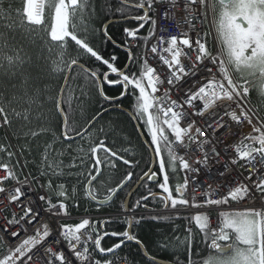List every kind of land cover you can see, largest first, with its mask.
<instances>
[{"label":"snow or ice","instance_id":"1","mask_svg":"<svg viewBox=\"0 0 264 264\" xmlns=\"http://www.w3.org/2000/svg\"><path fill=\"white\" fill-rule=\"evenodd\" d=\"M117 3L114 11L135 23L123 28V41L117 43L102 20V26L91 31L102 33L106 41L126 51L123 68L117 66V55L105 58L88 38L89 22L101 19V13L111 14L112 0H100L99 5L97 0H0V130L4 131L0 202L6 199V207L16 204L19 208V214L12 213L0 223V232L9 237L0 264H115L114 259L103 257L115 256L126 241L143 246L131 231L133 224L171 219L151 214L154 210L146 203L150 198L174 210L177 219L182 208L197 210L184 218L202 234L207 256L193 259L192 227L186 229L184 240L176 237L175 242L161 245L174 251L185 245L187 264H264V107L252 105L248 99L250 89L256 87L264 100V0ZM209 16L211 32L202 30L193 38L191 30L196 24L208 23ZM170 27H176L177 34H159L168 33ZM145 29L146 35H141ZM210 34L211 49L207 44ZM140 42L146 52L134 56L133 47ZM84 58H94L105 70L86 67L81 62ZM137 61L136 70L129 71ZM75 70L96 87L104 102L112 103L129 93L134 97L131 119L150 138L145 143L159 164V172L149 168L138 179L140 183L155 182L160 192L149 190L134 204L122 206L124 213H132L122 232L105 230L110 219L90 217L58 223L55 235L48 222L36 226L41 210L58 222L72 215L65 183L54 187L52 177H75L77 183H83L86 197L102 206L133 181L134 169L140 164L132 148L122 150L129 154L125 158L104 139L90 141L87 149H73L72 142L77 137L83 140L88 131L87 127L78 130L70 119L74 101L81 111L84 107V91L77 97L69 87ZM112 75L117 78L110 79ZM105 84L119 85L122 90L118 96L108 95ZM54 117L60 120L59 133ZM87 123L90 126L92 121ZM228 137L231 144L224 143ZM221 144L223 149L217 151ZM189 148L198 149L202 158L190 163L185 159ZM34 151L39 156L38 176L23 171ZM221 160L216 186L202 185L201 168L207 171V181L213 164ZM118 162L129 170L99 199L95 182L104 167L115 169ZM169 169L183 173L175 188L170 184ZM40 177H48L47 183H41ZM190 182L197 185L194 191L200 192L199 201L195 195L186 196ZM34 184L47 190L38 196L42 208H34L37 201L28 198V192L35 191ZM48 191L55 193V201ZM140 208L149 215L135 216ZM213 212L217 213L216 226H210ZM108 236L119 237V242L104 247L102 241ZM3 243L0 238V245ZM147 259L149 264H159L155 256ZM174 264H182L178 255Z\"/></svg>","mask_w":264,"mask_h":264},{"label":"trees","instance_id":"2","mask_svg":"<svg viewBox=\"0 0 264 264\" xmlns=\"http://www.w3.org/2000/svg\"><path fill=\"white\" fill-rule=\"evenodd\" d=\"M100 0H97V4L99 5ZM18 6V3H17ZM119 6L117 0H112L113 12L108 16H104L102 13L101 19H93L90 21V29L88 33V38L92 46H94L101 55L108 58L110 55L115 54L118 56L117 66L123 68L125 63L127 62V54L122 51L121 48H117L112 44V42L106 41L100 32L93 33L91 28L99 29L102 26L101 20L103 23H107L110 20H124L119 13L114 11L115 7ZM133 14H135L133 12ZM135 23L125 22V23H117L109 25V33L112 35L113 39L120 43L124 39L123 28L125 27H134ZM147 29L141 31V35H146ZM74 43V42H72ZM143 42H140L139 47H133L134 56H140L143 53ZM71 51V47L69 48ZM85 64L86 67H92L94 69H98L103 71L105 69L98 66L97 62L93 59L84 58L81 61ZM139 61L136 64L132 65L129 71H135L138 67ZM79 70H75L72 72V79L69 81V87L73 91L74 96L79 97L81 94V90L84 91L85 95L83 97V110L79 109L76 106V102L74 101V112L71 114V123L78 130L87 127L88 131L85 134L83 140L80 138L75 139L73 143V149H76L77 146L83 147L87 149L89 146V142H98V139H104L107 146L112 149L120 152L122 155H125V158H129V154L124 153L122 150L125 148H132L135 153V158L140 161L139 167L134 169L135 175L133 181L129 183V185L120 192L113 202L108 206L99 207L96 206L91 201H88L84 197V185L83 183H77L76 178H67V179H57L56 177H52L53 185L55 187L58 183H65L66 188L69 192V201L70 205H73L71 208L72 215H80L86 212H99V213H121L124 199L128 193V191L134 186L137 182L139 176L143 171H147L150 167V156L148 151L145 149L144 145L141 143L136 129L131 122L130 118L123 112L119 110H111L103 115L99 116V118L92 123L89 127L88 121H93V117H97L102 111L111 107H120L126 111H129L133 115L132 105L134 104V97L129 93L123 99L118 100L117 102L110 104L108 102H104L97 94L96 87L91 84L89 81H86L83 74H78ZM110 79H116V77H110ZM62 83V81H61ZM104 90L108 95L118 96L120 91L122 90L120 86H109L104 85ZM251 98V94H250ZM252 105L264 107V101L261 99H250ZM51 107V105H49ZM103 113V112H102ZM101 113V114H102ZM55 121V129L57 133H59V117H54ZM100 129H103L101 132ZM141 130V129H140ZM145 139L149 138L146 135V132L141 130ZM4 138V131L0 130V141ZM43 139V138H42ZM11 143L14 145L17 143L15 140H12ZM22 143V142H21ZM2 156V154H0ZM67 159V158H65ZM38 164H39V156L33 152V155L29 157V162L27 167L24 169L26 173H31L33 175L38 176ZM129 169L127 166L117 163V167L115 169L104 167L103 175L99 178L97 182H95V187L98 191V198L103 199L105 194V190L109 186H115L126 174ZM158 172V169H157ZM169 178L170 184L175 188L177 183L182 182L181 173H172L169 169ZM42 183H47L48 177H40ZM75 186V193L72 192V188ZM151 186L147 182L142 183L139 188L132 195L129 204H134L135 201L140 198L142 195H147L148 191L151 190L153 192H157V187ZM49 195L55 197V193L48 191ZM47 193V194H48ZM149 205V208L160 209L163 208V204L161 201L149 199L146 202ZM75 204H78L79 207H74ZM144 210L143 208H140ZM138 209V210H140ZM141 210V211H142ZM145 216V215H144ZM171 217L169 220H161L159 222L153 221L151 219H145L141 221L138 225L133 224L132 233L137 236L138 239L142 241V245L144 246L147 254L149 256H155L158 260L163 262H168L174 264L175 258L178 255L182 264H187V252L184 250L185 245H181L178 251H174L172 248H164L161 245L175 242V238L179 237L180 240H184L186 237V224L188 221L184 218L187 215H180V218L177 219L176 215H168ZM110 223L105 226V230L112 232H122L126 230L127 223H125L124 219L121 220L119 218L111 217ZM104 220V219H102ZM119 238V237H118ZM117 237L108 236L105 237L102 241V245L104 247L111 246L114 243L119 242ZM202 234L199 233V230L193 229V259L199 260L201 257L207 256L209 249H207L206 245L201 242ZM5 246L0 245V254L4 252ZM196 253H200V256H196ZM115 255L124 256L129 264H149V261L144 259L138 247L131 243H126L122 245L121 249L117 251ZM108 257V256H107ZM98 258V257H97ZM101 258V257H99Z\"/></svg>","mask_w":264,"mask_h":264},{"label":"built area","instance_id":"3","mask_svg":"<svg viewBox=\"0 0 264 264\" xmlns=\"http://www.w3.org/2000/svg\"><path fill=\"white\" fill-rule=\"evenodd\" d=\"M210 21H211V16H209V22L208 23H206L204 25L196 24L195 28L191 30L193 38H195L197 32H202V30L211 32ZM177 32H178V29L176 27H170L168 33H159V34L168 35L169 33L170 34H177ZM207 44H208V47L210 49L214 48L213 37H212L211 34L207 37ZM145 52H146V49H144V53ZM192 58L195 59V53L192 54ZM148 59L150 60L151 63H153L154 66L156 65V61L152 58L151 55L148 56ZM159 94L160 93H158V95ZM173 99H175V96H173ZM221 131L224 132L226 130L222 129ZM231 131H233V132L236 131V126L235 125H233ZM218 136H219V134H218ZM224 143L231 144L232 143V138L228 137L227 139H225ZM205 147H206V150L211 154V149L207 145ZM223 147H224V145L221 144L217 148V151H221V149H223ZM186 151H187V155H185V159L189 160L190 163H194V161H195V159L197 157H201L202 158V154L200 153V151L198 149L196 151H193L191 148H189ZM181 154H183V152ZM223 163H224V161L221 160L220 163H214L213 164L212 176L209 177L207 179V181H205V179H204L205 176L207 175V171L205 169L201 168L200 180H201L202 185L206 184V183H210V184L213 185V187L216 186V182H217L216 173L219 170H222ZM194 166L199 167V165H194ZM3 174L4 173L2 171H0V176H2ZM182 176H183V173H182ZM196 187H197L196 184H193V183L190 182L189 191L186 193V196L190 198L192 195H195L197 200L199 201L200 199H202V197H201L199 191H194L196 189ZM25 191H27V189H25ZM40 194H43V193L34 194L33 191L28 192V198L37 201L36 204L32 205L34 208H37V207H41L42 208L43 207L42 206V202L38 201V196ZM24 203H28V200L25 199ZM6 205H7V200L6 199H4L2 202H0V223H2L4 221L6 216H10L12 213H18L19 214V208H18V206L16 204H12V205L7 206V207H6ZM196 211H197L196 209L188 207L186 209H182L181 213H187V214H192L193 215V214L196 213ZM216 216H217L216 212H213L211 214L212 218H211V221H210V226H216V224H217ZM81 218H89V217H76L75 215H71L70 219H67L66 221H59L58 222L54 218L50 219L49 215L46 212L41 210L40 217H38L39 223L36 226L38 227L39 224H42L44 222H48L50 227L53 229V234L55 235L56 234L55 233V229H56L58 223H63V222L76 223ZM30 231H31V229H30ZM0 237L5 242V251L3 253V254H5L6 250H7V243L9 241V237L5 236L4 233H2V232H0ZM16 242L18 243L19 241H16Z\"/></svg>","mask_w":264,"mask_h":264},{"label":"bare ground","instance_id":"4","mask_svg":"<svg viewBox=\"0 0 264 264\" xmlns=\"http://www.w3.org/2000/svg\"><path fill=\"white\" fill-rule=\"evenodd\" d=\"M111 21H113V19L112 20H110V21H108L107 23H109V22H111ZM131 21V20H130ZM129 21V22H130ZM106 23V24H107ZM114 24H117V23H114ZM110 25H112V24H110ZM109 26V25H108ZM113 44V43H112ZM117 48H119V47H117ZM122 49V48H121ZM122 51H124L125 53H126V51L124 50V49H122ZM127 54V53H126ZM144 54V49H143V53H142V55ZM110 77H116V76H114V75H112V76H110ZM117 78V77H116ZM105 85H107V84H105ZM116 86H119V85H116ZM121 87V86H120ZM124 98V97H123ZM122 98V99H123ZM121 100V99H120ZM118 101V100H117ZM117 101H114V102H112V103H110V104H113V103H115V102H117ZM111 110H119V111H121V112H123V113H125L129 118H130V120H131V122L133 123V125H134V127H135V129H136V133H137V135H138V137H139V139H140V141H141V143H142V140H141V137H140V135H139V133H138V130H137V126H136V121H135V123L133 122V120L131 119V116H132V114L129 112V111H126V110H124V109H122V108H120V107H111V108H108V109H105L104 111H106V112H108V111H111ZM104 111H102V112H104ZM101 112V113H102ZM105 112V113H106ZM131 115V116H130ZM141 131V130H140ZM141 133H142V131H141ZM143 135V134H142ZM77 138H79V137H77ZM76 138V139H77ZM145 149L147 150V148L145 147ZM149 153V152H148ZM150 156V155H149ZM150 163H151V160H150ZM122 164V163H121ZM24 171V174H28V173H26L25 172V170H23ZM40 179V178H39ZM40 181H41V179H40ZM138 181H139V179L137 180V182L134 184V186L128 191V193L135 187V185L138 183ZM41 183H42V181H41ZM142 184V183H141ZM129 185V184H128ZM127 185V186H128ZM126 186V187H127ZM125 187V188H126ZM32 188L33 189H35V191H33L34 192V194H38V193H43V194H45V191H47L46 189L45 190H41L40 188H39V185L38 184H34V185H32ZM124 188V189H125ZM139 188V187H138ZM123 189V190H124ZM122 190V191H123ZM122 191H120V192H122ZM119 192V193H120ZM48 193V192H47ZM118 193V194H119ZM128 193H127V195H128ZM48 195H49V193H48ZM127 195H126V197H127ZM84 197H85V199H87L88 201H91L92 203H94L96 206H98L94 201H92V200H90V199H88L87 197H86V194H85V192H84ZM125 197V198H126ZM53 198V200L55 201L56 200V196L55 197H52ZM114 199H115V197H114ZM113 199V200H114ZM131 199V198H130ZM151 199V198H150ZM124 201H125V199H124ZM113 202V201H112ZM112 202H110V204L112 203ZM110 204H108V205H110ZM123 204H124V202H123ZM108 205H103L104 207L105 206H108ZM103 206H99V207H103ZM142 209H140V210H138L137 209V211H136V213H135V216H140V215H145V216H148L149 215V213H146V211L145 210H142ZM165 208L163 207V208H160V209H154V211L151 213V214H158V215H162V214H164V212H165ZM168 212V211H167ZM167 214H169V213H167ZM166 214V215H167ZM171 214V213H170ZM181 214H183V213H181ZM76 217H90L91 219H93V220H102V219H108V218H113V217H115V218H119V219H121V220H125L124 222L125 223H127V218H130L131 216H132V213H124V211L122 210L121 211V213H111V212H108V213H99V212H96V211H93V212H86V213H83V214H80V215H75ZM188 216V215H187ZM128 226V225H127ZM186 226V228L185 229H187L188 227H190L189 225H188V223L185 225ZM126 244V243H125ZM131 244H133V243H131ZM134 245H136V244H134ZM137 246V245H136ZM138 247V246H137ZM143 248H144V246H143ZM138 249L140 250V252H141V254H142V256H143V258L144 259H146V260H148L145 256H144V254H143V252H142V250L138 247ZM144 250H145V248H144ZM145 252H146V250H145ZM3 254V253H2ZM2 254H0V255H2ZM146 254H147V252H146ZM147 256H149L148 254H147ZM108 258L109 259H114L115 260V264H129V262L127 261V259L123 256H119V255H115V256H112V255H109L108 256ZM149 261V260H148ZM160 261V260H159Z\"/></svg>","mask_w":264,"mask_h":264},{"label":"water","instance_id":"5","mask_svg":"<svg viewBox=\"0 0 264 264\" xmlns=\"http://www.w3.org/2000/svg\"><path fill=\"white\" fill-rule=\"evenodd\" d=\"M130 20H113V21H111V22H109V23H107L108 25H110V24H114V23H125V22H129ZM115 76V75H114ZM117 101V100H116ZM106 111H104L102 114L100 113L93 121H92V123H94L98 118H99V116H101V115H103L104 113H105ZM131 116V115H130ZM133 120V119H132ZM133 122L135 123V120H133ZM92 123H91V125H92ZM90 125V126H91ZM89 126V127H90ZM137 130H138V133H139V135H140V137H141V140H142V144L144 145V147H146L147 148V145H146V143H145V141H146V139H145V137H144V135H142L143 133H141V131H140V129H138L137 128ZM147 151L149 152V155H150V160H151V163H150V167L149 168H151L152 170H154L155 171V167H156V160L153 158V156H152V153H151V151L147 148ZM157 179H159V177H157ZM149 184L150 185H155L156 183L155 182H149ZM141 185V183L138 181V183L135 185V187L128 193V195H127V197L125 198V201H124V204H129V201H130V198L132 197V195L135 193V191L138 189V187ZM113 201V200H112ZM111 201V202H112ZM96 203V202H95ZM108 204H110V202L108 203ZM108 204H104V205H108ZM123 204V205H124ZM103 206V205H102ZM128 227V226H127ZM131 231H132V229H131ZM126 243H133V244H136L134 241H126ZM137 245V244H136ZM141 250H142V252H143V254H144V256L147 258V254H146V252H145V250H144V248H143V246H139V245H137ZM159 264H171V263H168V262H163V261H159Z\"/></svg>","mask_w":264,"mask_h":264},{"label":"rangeland","instance_id":"6","mask_svg":"<svg viewBox=\"0 0 264 264\" xmlns=\"http://www.w3.org/2000/svg\"><path fill=\"white\" fill-rule=\"evenodd\" d=\"M149 138V137H148ZM150 139V138H149ZM157 166H158V172H159V164H158V161H157ZM156 172H157V170H156ZM160 177V176H159ZM160 179H162V177H160ZM154 186V185H153ZM155 187H157V185L155 184ZM154 187V189L153 190H155L156 188ZM157 191H160V189L157 187ZM156 192V191H155ZM165 211H169V212H171V214L169 213V214H162V215H164V216H168V215H175V212H174V210H171L170 208L169 209H166ZM146 213H148V212H146ZM181 215H188V216H190V214H187V213H183V214H181ZM1 238V237H0ZM4 244V246H5V242L3 243Z\"/></svg>","mask_w":264,"mask_h":264},{"label":"flooded vegetation","instance_id":"7","mask_svg":"<svg viewBox=\"0 0 264 264\" xmlns=\"http://www.w3.org/2000/svg\"><path fill=\"white\" fill-rule=\"evenodd\" d=\"M130 22H132V21H130ZM251 98L252 99H261V97L259 96V93H258V91H257V89H256V87H252L251 88ZM250 98V99H251ZM262 100V99H261ZM264 101V100H263ZM145 182H147L148 184H149V182L148 181H145ZM151 186H153V185H151ZM155 186V185H154ZM156 193H158V192H156ZM118 238V237H117ZM119 239V238H118Z\"/></svg>","mask_w":264,"mask_h":264}]
</instances>
